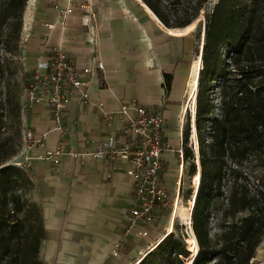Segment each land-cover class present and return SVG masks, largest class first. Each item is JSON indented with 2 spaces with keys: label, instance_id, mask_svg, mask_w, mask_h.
<instances>
[{
  "label": "crops",
  "instance_id": "crops-1",
  "mask_svg": "<svg viewBox=\"0 0 264 264\" xmlns=\"http://www.w3.org/2000/svg\"><path fill=\"white\" fill-rule=\"evenodd\" d=\"M68 6L73 7L71 13L61 12ZM22 20L25 72L55 49L65 51L78 66L104 63V70H94L91 76L90 103L71 102L62 130L45 103L32 106L28 115V134L39 142L29 140L23 147L22 164L33 180L27 196L43 211L44 240L53 244L49 260L136 264L169 229V213L165 211L155 225L134 228L148 230V238L125 234L133 203L129 163L89 153L110 136L119 144L126 140L122 129L135 116L133 102L160 111L167 126L165 140L173 148L162 155L161 177L173 196L181 175V192L184 165L180 166L176 150L188 113V83L198 72L202 33L196 44L194 26L165 27L142 0H27ZM165 74L170 77L168 91ZM102 111L111 113L108 124L102 120ZM58 146L65 152L54 163L47 152ZM71 152L80 156L74 158ZM119 241L115 257L112 251ZM258 257L264 258V241L257 248Z\"/></svg>",
  "mask_w": 264,
  "mask_h": 264
},
{
  "label": "trees",
  "instance_id": "trees-1",
  "mask_svg": "<svg viewBox=\"0 0 264 264\" xmlns=\"http://www.w3.org/2000/svg\"><path fill=\"white\" fill-rule=\"evenodd\" d=\"M142 1L167 28L188 26L204 11L195 111L201 181L192 211L198 251L192 264H251L264 239V179L243 166L264 163V0H216L209 9L210 0ZM26 2L0 0L5 52L20 38ZM203 27H196L199 36ZM12 75L0 55V264H44L38 257L43 211L27 196L33 180L25 164L11 162L21 148L22 113ZM164 87L170 88L166 74ZM216 100L220 117L213 116ZM187 138L188 130L182 134L184 158L193 159ZM225 167L232 180L221 202ZM213 219L219 230L211 233ZM155 249L138 264H184L190 251L173 234Z\"/></svg>",
  "mask_w": 264,
  "mask_h": 264
},
{
  "label": "built area",
  "instance_id": "built-area-1",
  "mask_svg": "<svg viewBox=\"0 0 264 264\" xmlns=\"http://www.w3.org/2000/svg\"><path fill=\"white\" fill-rule=\"evenodd\" d=\"M72 11L73 7L68 6L61 12L68 14ZM94 70L103 71L104 63L97 61L95 67L78 66L65 51L52 50L45 58L39 59L34 68L25 72L22 104L25 108H31L38 103L47 104L51 109L57 129L62 130L61 122L71 102L90 103L88 85ZM132 106L135 116L126 120L122 129L126 140L119 144L114 137L110 136L106 140L98 142L96 150L89 154L99 159L119 158L129 163L127 174L132 182L133 203L129 210L130 218L125 234L148 238L150 235L148 230L138 229L135 231L134 228L139 224L155 225V222L165 211H168L169 216L173 215L180 196L179 176L181 177V175L175 182V189L171 196L161 177L164 169L162 155L165 151H173L172 146L165 140L164 132L167 126L163 113L148 110L136 102H133ZM101 113L103 122L108 124L111 113L108 111ZM28 139L32 142H39L30 134H28ZM182 146L181 140L180 147L176 150V158L181 167L185 160ZM188 147L194 155L192 161L195 165V173L200 172L201 175L198 140L192 142L190 139ZM64 152L62 146H58L54 150L48 151L47 157L54 163H58L59 157ZM68 154L74 158L80 156L74 152ZM191 231L193 232L192 227L188 226L187 228L186 226L188 235ZM158 241L159 239L154 243ZM119 245L120 241L112 251V255L115 257L119 254L117 252Z\"/></svg>",
  "mask_w": 264,
  "mask_h": 264
},
{
  "label": "rangeland",
  "instance_id": "rangeland-1",
  "mask_svg": "<svg viewBox=\"0 0 264 264\" xmlns=\"http://www.w3.org/2000/svg\"><path fill=\"white\" fill-rule=\"evenodd\" d=\"M214 2H216V0H210V3L208 4L207 8L209 9ZM203 13H204V11L201 12V14L196 18V20L193 23L188 25V27H190V28L194 26L193 34H194L196 44L199 43L200 36H201V34H200V36L198 35L196 27L198 24H201L203 27V23H204ZM203 36H204V34H202V37ZM7 46L11 50L10 53L4 51V49L2 47V43L0 42V55L4 56L6 58L8 66L12 71V74H13L12 79L17 84L19 102H20V105L22 108V113H21V148H20V151L18 152L17 156H15L11 162L16 163L17 165H20L22 163V159H23L22 158L23 157V153H22L23 147H26L28 144H30V141L28 139V133L30 130L29 122H28V115L31 112V108H25L22 104V99H23L22 98V86H23L25 69H24V65L22 62V56H21L20 38L17 42H15V43L12 42V43L8 44ZM202 48H203V40H202ZM202 48H201V51H202ZM198 59H199V67H200V58H198ZM199 67H198V71H199ZM195 74H196L197 81H198V72ZM195 74L191 76V80L188 83V100L186 103V108H187L188 113L186 114V116L184 118V125H183V132L188 130V138H187V145H186L187 148H189L188 143L190 142V139L192 142L197 140V131H196V127H195L196 98H195V104H194L193 110H191V107H190V104L192 101V95L194 94L196 97L197 89H198V82H197L195 88L193 87V84H192ZM190 115L192 118V125L190 123ZM213 116L214 117H220L218 100L215 101V110H214ZM191 128H192V130H191ZM192 134H194V138H192ZM190 154H193V153L191 152ZM192 163H194L192 161V155H189L184 160V164H183L184 167H183V174H182V189H181L179 200H178L179 203L182 206H184V208H185V218H184V220L176 218L173 222V226L171 227V230H172L171 234L174 235V238H181L185 244L186 250L189 251V249H190V251H191V252L189 251V256L184 260V264H190L193 257L195 256V254L198 251L197 242H196V238H195L194 233L192 235V233L189 232V235L194 238L193 239L194 241L186 233V226L188 228V225L186 222L189 221V219L191 218L193 207L195 205V199H196L198 189H199V185H200V177H201L200 172H196L193 176L190 174ZM227 164L229 166L232 165V163L230 161H228ZM243 167H244V170L246 172H251L254 176H257L258 178L264 179V163L251 162V163L245 164ZM226 168L227 167H225V169H223V170H225V173H226L224 178L222 179V190L224 191L225 194L219 198L220 199L219 201H221V202H222V200L226 201L225 196L227 194L228 187H229L230 182L232 180L231 177L228 175ZM191 192H192V195H191ZM190 195H191V197H190ZM171 218H172V215H170L168 217L169 220ZM168 221H165L166 227L168 225L167 224ZM191 227H192V218H191ZM210 228H211V233L219 230V227L217 226V221L215 219H213L211 221ZM49 240L50 239H46V240L42 241L41 246H40V250H39V254H38L39 259L44 264H63V262H61V263L58 262L57 258L54 260H52V259L49 260L50 259L49 258V249H50V246L53 245L52 243L50 244L48 242ZM263 241H264V239H263ZM260 246H261V244H260ZM154 250H156V249H154ZM88 263L89 262H87V261L83 262V264H88ZM262 263H264V258H260V257L257 258V250H256L255 257L252 259L251 264H262Z\"/></svg>",
  "mask_w": 264,
  "mask_h": 264
},
{
  "label": "bare ground",
  "instance_id": "bare-ground-1",
  "mask_svg": "<svg viewBox=\"0 0 264 264\" xmlns=\"http://www.w3.org/2000/svg\"><path fill=\"white\" fill-rule=\"evenodd\" d=\"M197 77L195 76L194 77V79H193V87L195 88L196 87V84H197ZM195 95L193 94L192 95V101H191V104H190V107H191V110H193V108H194V104H195ZM192 138H194V134H192ZM192 178V177H191ZM176 218H179V219H181V220H184V218H185V208H184V206H182L180 203H179V201L176 203V205H175V209H174V212H173V215H172V218H171V224L169 225V229L167 230V232H165V234L160 238V240L157 242V243H153L150 247H149V250H148V252L146 253V254H144V256H141L139 259H138V261H137V263L136 264H138V263H140L142 260H143V258L149 253V252H152L155 248H157V246L159 245V243L161 242V241H163L169 234H171V232H172V230H171V227L173 226V222H174V220L176 219ZM187 223V225L188 226H190L191 227V218L189 219V221H187L186 222ZM191 233H192V235H193V232L191 231ZM189 237H191L190 235H189ZM191 239L193 240L194 238L193 237H191ZM194 241V240H193Z\"/></svg>",
  "mask_w": 264,
  "mask_h": 264
},
{
  "label": "water",
  "instance_id": "water-1",
  "mask_svg": "<svg viewBox=\"0 0 264 264\" xmlns=\"http://www.w3.org/2000/svg\"><path fill=\"white\" fill-rule=\"evenodd\" d=\"M202 34H204V27H203V30H202ZM203 39H204V36H203ZM196 256V255H195ZM194 256V257H195ZM194 257H193V259H194ZM193 259H192V261H191V263L190 264H192V262H193Z\"/></svg>",
  "mask_w": 264,
  "mask_h": 264
}]
</instances>
